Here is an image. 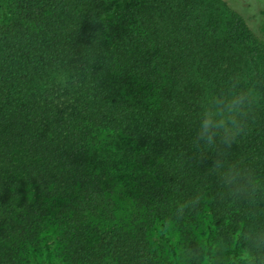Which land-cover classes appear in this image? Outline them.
Instances as JSON below:
<instances>
[{
    "label": "trees",
    "instance_id": "obj_1",
    "mask_svg": "<svg viewBox=\"0 0 264 264\" xmlns=\"http://www.w3.org/2000/svg\"><path fill=\"white\" fill-rule=\"evenodd\" d=\"M238 71L264 93V0H0V264L41 239L64 264H160L154 224L172 253L169 227L194 242L204 222L212 240L246 226L191 147L203 94ZM229 160L264 178V101Z\"/></svg>",
    "mask_w": 264,
    "mask_h": 264
},
{
    "label": "clouds",
    "instance_id": "obj_2",
    "mask_svg": "<svg viewBox=\"0 0 264 264\" xmlns=\"http://www.w3.org/2000/svg\"><path fill=\"white\" fill-rule=\"evenodd\" d=\"M62 88L76 84L63 70L55 78ZM264 101V93L251 74L233 73L218 92H205L200 101V114L191 139L196 154L195 162H203L211 154L212 164L207 172L220 186L219 198L231 207H242L248 224L241 226L228 239L195 238L194 242L175 240L173 253L167 264H264V178L256 170L240 162L230 161L234 145L247 136L256 118L257 106ZM177 165L184 167L182 159ZM202 190L188 199L179 201L169 218H184L204 202Z\"/></svg>",
    "mask_w": 264,
    "mask_h": 264
},
{
    "label": "rangeland",
    "instance_id": "obj_3",
    "mask_svg": "<svg viewBox=\"0 0 264 264\" xmlns=\"http://www.w3.org/2000/svg\"><path fill=\"white\" fill-rule=\"evenodd\" d=\"M230 1H237V0H230ZM248 6V5H247ZM247 17H249L253 22L260 19L259 15L257 13H253L250 8H247L246 10ZM207 222H204L201 224L197 229L195 230V238H205L208 236V229L206 226ZM49 231L55 233L57 235V231L50 229ZM159 224H154L153 229L151 230V239L154 244V247L157 250V253L159 254L160 258V264H167V260L171 258L172 252L169 247V243L161 241L159 239ZM169 236H170V242H175V240L179 237V232L173 227H169ZM214 240H220L218 238H214ZM59 241L54 245V248L51 252V254H48L46 251V248L44 246V243L41 240H39L37 243L32 245L27 253V263L26 264H64V261L61 259L59 255ZM32 251L36 253V258L33 256Z\"/></svg>",
    "mask_w": 264,
    "mask_h": 264
}]
</instances>
